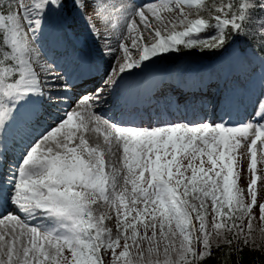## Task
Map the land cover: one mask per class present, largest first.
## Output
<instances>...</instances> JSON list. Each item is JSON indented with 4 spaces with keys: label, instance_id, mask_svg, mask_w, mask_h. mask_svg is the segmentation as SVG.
<instances>
[{
    "label": "snow or ice",
    "instance_id": "6c2138e0",
    "mask_svg": "<svg viewBox=\"0 0 264 264\" xmlns=\"http://www.w3.org/2000/svg\"><path fill=\"white\" fill-rule=\"evenodd\" d=\"M217 3L0 0V264H208L224 247L261 250L250 235L264 221V0ZM114 17L115 45L93 21ZM191 54L229 66L224 87L210 96L203 75L189 86L178 61ZM138 78L149 86L132 90ZM110 100L119 118L103 114ZM101 201L115 231L94 214Z\"/></svg>",
    "mask_w": 264,
    "mask_h": 264
},
{
    "label": "rangeland",
    "instance_id": "374dc122",
    "mask_svg": "<svg viewBox=\"0 0 264 264\" xmlns=\"http://www.w3.org/2000/svg\"><path fill=\"white\" fill-rule=\"evenodd\" d=\"M207 1L208 0H206V2ZM220 2H222V0H220ZM185 11L192 13V16H190L189 18H196V9L195 8L189 9V8L185 7ZM161 15L164 16L166 18V21H168V22L174 21V19H175L173 14L162 12ZM93 21H94V23H96V26L98 27V25H97L98 22L95 21V18H93ZM90 39L91 38H87V43ZM219 61H222V60L218 59L217 62H219ZM217 62L213 63V62L207 61L204 58H200V57L192 56V55H187V57L178 61V64L180 66H182L183 64H186L188 67H191L192 65L196 66L198 64H203L202 66H204V69H205V68H208V67L216 64ZM202 66H200V67H202ZM241 80H243V76H241ZM107 117H109V116H106V118ZM242 118H243L242 121H244L246 116L245 117L243 116ZM21 148H23V147H21L19 145H18V148H15V153H16L15 156H18L17 154H20L22 152ZM241 152H242V155L239 158V167L241 169V171H240L241 178L239 179L238 183L241 187L246 188L247 183L250 181L251 173L250 172L247 173V176L249 177V181H246L245 179H243V176L245 175V172L243 171V169L247 168V166L250 162V155L247 152H245V147L241 149ZM257 159H258V167H259L260 166L259 161L261 160L260 153L257 154ZM117 166H119V165H117ZM258 187H259V185H258ZM259 197H264V190H261L259 192ZM259 197H258V199H259ZM98 203L101 204V212L98 213V211H94V214H96V215L104 214L106 216L111 217L112 218L111 220H106L105 222L108 224L109 227L114 228V222H115V209H114V207H111V206L103 203L102 201L98 202ZM196 223L198 224V222H196ZM114 231H115V228H114ZM250 239L254 241L253 245H256V246L257 245H264V221H261L259 219V217H257L253 221V230H252V233L250 235Z\"/></svg>",
    "mask_w": 264,
    "mask_h": 264
},
{
    "label": "bare ground",
    "instance_id": "6f19581e",
    "mask_svg": "<svg viewBox=\"0 0 264 264\" xmlns=\"http://www.w3.org/2000/svg\"><path fill=\"white\" fill-rule=\"evenodd\" d=\"M153 2L159 3V0H153ZM121 23H122V21H118L117 18L114 17L111 20L110 23H107V22H103V23L102 22H98L97 25H98V28L101 29L102 34H104V30L105 29L108 30V33L111 35V41L110 42L115 45L117 43V40L119 39V31H120V24ZM46 41L47 40H45V42H44V46H46L45 45ZM91 43H92V41L90 39L88 41V44H91ZM222 63H223L222 61H219V66H221ZM202 65L203 64H198L196 66L192 65L191 67H188L186 64H183L181 66L186 71H188L187 72L188 73V82L191 81V80H193L192 77H194V79H196L199 75H205L206 76V74H209V75H213V78L217 77V74L218 73H216V71H213V70L206 71L207 68L204 69ZM200 66H202V67H200ZM211 68L215 70V67H211ZM219 74H220V70H219ZM91 88L92 87H90V89ZM112 101L113 100H110L109 103H112ZM249 111H250V109H249ZM142 126H144V125H142ZM43 131H44V128L36 136H39L40 133L43 132ZM86 138L89 140V144L92 145V146H95L98 143L101 144V146H103V134L102 133L97 134V133H94V132H89V133L86 134ZM16 140L18 141L19 138H17ZM9 148L12 150L10 152V156H11L14 153V151H13V148H14L13 142L10 143ZM258 148H259V142H258ZM245 152L248 153L247 147H245ZM258 153H260V152L258 151ZM18 156H19V154H18ZM18 156L16 158H18ZM106 159H110V158H107L106 157ZM93 208H94V211H98V213L101 212V204L100 203H98L97 205H94Z\"/></svg>",
    "mask_w": 264,
    "mask_h": 264
},
{
    "label": "trees",
    "instance_id": "16d2710c",
    "mask_svg": "<svg viewBox=\"0 0 264 264\" xmlns=\"http://www.w3.org/2000/svg\"><path fill=\"white\" fill-rule=\"evenodd\" d=\"M222 2H226V0H222ZM221 2V3H222ZM206 3L208 4H216L217 0H208ZM201 13H203V9H201ZM238 43L242 46L243 49L251 48L253 50L252 44L248 41H238ZM258 54V53H257ZM195 56L204 57L208 60L216 59L215 57L210 56H201L199 54H191ZM187 56V55H184ZM183 57V56H182ZM252 247L261 249L258 251H250L247 248L243 251L242 254L238 257L237 255H229L230 250L227 247H224L220 250V252L215 253L216 259L208 261V264H237L239 260V264H264V245H252Z\"/></svg>",
    "mask_w": 264,
    "mask_h": 264
}]
</instances>
